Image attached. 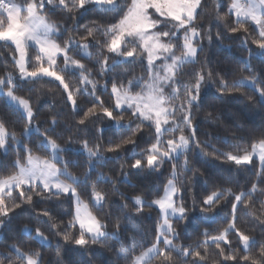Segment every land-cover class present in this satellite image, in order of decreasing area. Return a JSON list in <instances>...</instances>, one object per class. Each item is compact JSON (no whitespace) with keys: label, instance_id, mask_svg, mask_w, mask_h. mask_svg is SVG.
I'll use <instances>...</instances> for the list:
<instances>
[{"label":"snow or ice","instance_id":"6c2138e0","mask_svg":"<svg viewBox=\"0 0 264 264\" xmlns=\"http://www.w3.org/2000/svg\"><path fill=\"white\" fill-rule=\"evenodd\" d=\"M213 3L214 15L205 28L203 24L197 23L205 14V0H0V47L12 50L13 67L18 72V76L12 72L0 75V97L5 98L8 106L20 113V119L24 121L21 135L30 138L36 133L38 136V143L34 142L29 147L18 139L14 130H9L4 120H0V153L8 156L14 150L16 154V159L10 165L0 164V167L10 166L14 169L0 176V231L7 228L18 209L23 211L25 206L35 207L34 196L64 197L70 209L67 215L71 217L66 223L60 221L66 230L63 234L65 242L85 247L90 242L99 243L109 236L119 241V218L114 226L116 231L109 233L107 225L92 210L102 209L108 202L107 197L97 191L94 184L91 185L90 208L89 203L81 199V191H78L82 186L80 178L68 170L75 162L61 155L78 151L86 154L89 161H104L101 142L105 129L100 127L96 130L98 135L95 136L94 146H90L87 138L77 140L71 137L63 145L58 144L49 135L55 132V117L50 122V128L41 132L39 126L33 124L35 112L30 98L16 94L28 82L39 83L47 78L48 82H58L57 86L66 94L65 100L73 115L82 110L77 101L78 96L87 94L92 97V107L83 111L77 124L84 126V129L96 122L103 124L106 121L112 125L122 139L119 143L108 140V152H119L124 145H131L134 151L139 147L145 128L148 129L149 135L145 137L148 146L136 152L130 162L125 161L129 163L130 169L159 172L165 162L172 165L162 195L151 201L141 196L125 197L133 201L136 214L142 213L144 207H155L160 215L155 227V242L150 247H142L135 236L127 237L131 241L130 247H125L123 241H119L121 252L118 256L125 260V264H151L156 257L162 258V264H171L173 252L184 257L185 264H207L206 248L209 246L218 250L213 264H264V238L258 239L252 235L254 229L243 231L237 227L240 206L246 209L254 207V194L259 192L264 196V188L254 183L247 191L238 193L232 188L218 189L204 196L199 204L193 196L188 206L184 203V184H178L179 158L184 157L182 168L186 171L191 164L189 156L197 149L203 152L204 147L208 146L207 141L197 139V129L193 124L194 109L199 107L201 89L214 76L211 69L206 70V61L200 63L204 42L207 41L208 45L214 40L222 43L227 32L248 33L251 27L256 34L252 42L260 50L256 55L264 58V0H230L223 15L221 13L225 5L222 0H213ZM57 13L73 20L71 31L78 29V20L86 14L100 18L111 16L112 22L103 24L93 20V26L87 28L79 39L73 36L64 39L69 28L49 18V14ZM221 28L225 32L222 33L219 30ZM246 45L247 38L242 42V46ZM94 47L100 49L95 62L99 65L100 77L105 81L103 85L91 78L90 69L81 59L75 58V55H80L91 60L93 54L89 49ZM30 49L36 52L34 59L29 54ZM249 54L251 56V49ZM136 60L141 63L146 61L148 78L142 84V78L125 80L116 71L122 63ZM245 63L246 67H250V61ZM197 64H200L199 69L195 68ZM188 65L193 68L186 73ZM66 74L77 75L83 87L70 89ZM184 75L190 76L187 82L183 80ZM217 83L221 94L231 95L242 87H249L258 94L259 102L264 104V87L258 86L260 79L256 75L244 77L231 85L220 77ZM109 84L112 103L106 104L97 92L100 88L107 91ZM137 85H140L141 90L134 92ZM125 113H128L127 120ZM209 116L212 114L209 113ZM132 124L136 125L135 128H132ZM125 131H130L131 135L123 136ZM75 144H79V148L74 150ZM33 149L45 155H36ZM212 154L217 159L223 158L235 165L255 166L258 163V175L264 177V131L253 139L250 148L239 150L236 154L214 148ZM89 167L94 168L95 164L90 163ZM121 175L126 177L128 173L122 168ZM90 179V174L86 173L83 181L85 189ZM261 182L264 183V180ZM226 197L232 198L226 201L231 205L226 226L217 229L215 235L209 228L199 233L204 237L201 242L205 248L203 254L190 245L174 244L179 232L173 220L183 221L187 227L188 223L193 222L195 214L199 213L210 225L215 221L209 214L215 215L224 207L220 201ZM259 203L261 215L256 218L264 223V200ZM41 214L51 218L47 208L38 213ZM245 215L251 216L253 213L246 212ZM51 227L56 228L57 225L52 224ZM32 231L27 226L21 229L24 234H31ZM34 232L33 239L40 242L47 240L40 228H35ZM230 237H235L238 247H233ZM261 237H264V231ZM138 248L140 250L137 253ZM255 248H258L257 252H253ZM8 249L15 254L19 264H43L39 252H22L16 244L8 245ZM0 257V264H15L11 255L0 253Z\"/></svg>","mask_w":264,"mask_h":264},{"label":"trees","instance_id":"16d2710c","mask_svg":"<svg viewBox=\"0 0 264 264\" xmlns=\"http://www.w3.org/2000/svg\"><path fill=\"white\" fill-rule=\"evenodd\" d=\"M20 2V0H17ZM225 5L222 10V15L227 11V5L230 0H222ZM205 14L202 15L197 23L203 24L205 28L208 26V21L214 15L213 0H205ZM49 18L58 24L67 26L69 32L64 34V39L68 36H73L79 39L85 34L87 28L92 27V21L97 20L99 23L107 24L112 22L111 16L97 17L93 15H85L78 20V29L71 31L73 20L67 15L49 14ZM234 17L232 18L234 22ZM227 21V17L225 18ZM222 33L225 29H219ZM215 32L216 29H213ZM99 36V34H97ZM247 38V45L242 46V42ZM256 38V34L249 27L248 33L227 32L223 37L222 43L214 40L211 45L207 41L204 42V51L200 54V63H205L206 70L211 69L214 73L212 79L208 80L201 89V98L199 107L194 109L195 119L193 124L197 129V139L201 142L207 141L208 146L204 147L203 152L199 149L195 150L189 156L191 164L188 170H183L184 157L179 158L177 169L179 172V183H183L186 189L184 193V203L188 206L192 203V198L195 196L197 204L200 200L213 191L224 188H232L234 192L247 191L252 184H258V187L264 188V177L259 176L258 163L253 165H235L227 162L223 158L217 159L214 156L213 149H219L221 152H233L236 154L239 150L250 148L253 139L264 131V104L259 102L258 94L249 87H242L239 92L233 94H221L217 83L220 77L225 78L229 84L240 80L244 77L256 75L260 79L258 86L264 87V58L258 57L256 53L260 50L252 41ZM251 49V56L249 54ZM92 59H84L80 55H75L76 59H81L88 69L91 71V78L98 80L101 85L104 84V79L99 75V65L95 62L98 58L100 49L98 47L90 48ZM29 54L35 57L34 49L29 50ZM107 54V53H105ZM247 61H250V67H246ZM145 64L140 60L133 63H122L116 71L121 74V77L126 79L142 78L141 84L147 80L145 72ZM7 65V67H5ZM200 64L195 65L199 69ZM193 68L188 65L185 72H189ZM6 72L17 74V70L13 67L12 50L6 47H0V75ZM218 74V75H217ZM190 79L189 75H184L183 80L187 82ZM66 82L69 83L70 89L83 87L77 78V75L66 74ZM58 82H48V79L39 83L28 82L26 85L17 90V95L25 98H30L32 108L35 112V121L37 122L41 132L50 128V122L55 117L57 124L54 133H49L52 139H55L58 144L63 145L70 137L73 139L87 138L90 140V146L96 143L95 136L98 135L96 130L100 127L105 129V135L102 143V150L105 160L99 163L89 161L86 154H81L78 151H73L70 155L65 154L66 159H71L75 163L69 167V170L80 178L82 186L78 188L81 191L82 199L90 204L89 195L91 193V185L96 186V190L100 191L107 197V203L103 208L97 210L92 208L93 212L107 225V231L112 233L116 231L115 223L117 218L121 223L119 229V241H123L125 247L131 246V241L127 239L129 236H135L137 242L144 248L155 242V227L160 220L159 210L155 207H144L142 213L136 214L133 201L125 199V197L141 196L143 199L151 201L158 195H162L164 185L170 178L171 163L165 162L159 172L135 171L130 169L129 163L136 152H141L148 144L145 137L149 135L148 129L145 128L144 135L140 137L139 147L134 151L131 150V145H124L119 152H108V140L113 143H119L122 139L120 134L115 132V129L108 122L101 124H89L86 129L84 126H79L77 121L82 117L83 111L92 107V97L83 94L77 97L81 111L73 115L70 106L66 103L65 93L57 86ZM90 88V86H89ZM31 89V90H30ZM111 85H108V90L100 88L97 95L105 101L106 104H111L110 97ZM140 85H137L133 91H140ZM99 111V109H97ZM209 113L212 116H209ZM125 119H128V113H125ZM0 120H4L10 131H15L17 136L22 137V141L29 147L33 143H38V136L33 133L30 138H25L21 135L24 121L20 119V113L14 111L13 107H9L5 98L0 97ZM132 124V128H135ZM84 129V130H82ZM235 134V135H234ZM130 131H125L123 136H130ZM167 138V137H165ZM203 146V145H202ZM15 148V146H13ZM79 147V144L73 145L74 150ZM34 152H37L33 149ZM45 154L43 152H38ZM242 154V153H241ZM135 158H139L136 156ZM16 159L15 151L9 152L8 156L0 153V164L10 165ZM90 163H94L95 167L90 168ZM128 173L126 177L121 175V169ZM14 171L10 166L7 168L0 167V176H4ZM88 173L91 179L87 181V187L83 186L85 174ZM101 173L103 174L101 176ZM255 206L244 208L240 206L238 215L240 222L237 227L243 231L254 229L251 233L258 239L261 237V232L264 231V223H261L259 217L261 215L260 200H264L259 192L254 194ZM231 197L221 199L220 204L225 205L219 211L209 214L214 220V223L205 222L199 213L195 214L193 222L188 223L187 227L184 222L173 220L176 231L179 232L178 238L174 240L176 246H191L192 249L205 251L202 241L204 237L199 233L205 228L213 235L217 229H222L226 226L229 219L231 205L226 201L231 200ZM35 207L25 206L23 211L17 210L13 216L11 223L4 230L0 231V253L12 256L15 264V254L10 252L8 245L16 244L22 251L28 253L39 252L43 257V264H125V260L118 256L121 252L120 242L109 236L99 243H89L85 247L77 246L73 243L65 242L63 234L66 231L64 225L71 218L67 215L69 204L64 197H36L34 196ZM125 205H127L125 207ZM49 209L51 218L45 217L42 214L38 215L42 209ZM246 212H251L253 215H245ZM56 224V228L51 225ZM25 226L33 229L31 234H24L21 229ZM40 228L42 232L50 239L48 243L40 242L33 239L35 236L34 229ZM72 231H75L74 229ZM60 233L59 235L57 233ZM78 234V233H77ZM233 241V247H238L235 242V237H230ZM59 250V256L57 251ZM137 249V253L139 252ZM218 250L214 246L206 248L208 262L213 264L216 259L215 253ZM258 248L253 249L257 252ZM2 258V257H0ZM190 259V258H189ZM7 264V262H5ZM151 264H162V258L156 257ZM171 264H185V258L172 253Z\"/></svg>","mask_w":264,"mask_h":264},{"label":"rangeland","instance_id":"374dc122","mask_svg":"<svg viewBox=\"0 0 264 264\" xmlns=\"http://www.w3.org/2000/svg\"><path fill=\"white\" fill-rule=\"evenodd\" d=\"M18 2V1H17ZM52 20V19H51ZM53 21V20H52ZM177 54H179V52L177 53ZM157 63H159V62H157ZM14 76H18V72H17V74H14ZM34 111V110H33ZM33 124H35V125H37L38 126V124H37V122L35 121V120H33ZM18 137V139H20V140H22V137H20V136H17ZM24 143V142H23ZM25 144V143H24ZM79 147H77V149H78ZM34 154H36V155H45V154H42V153H38V152H34ZM61 155L66 159V157H65V155H64V153H61ZM69 170V169H68ZM70 171V170H69ZM71 172V171H70ZM72 173V172H71ZM73 174V173H72ZM74 175V174H73ZM74 176H76V177H78L77 175H74ZM61 179H65L64 177H61ZM67 182H70V181H67ZM98 191V190H97ZM162 194H163V192H162ZM81 199H82V197H81ZM83 200V199H82ZM85 201V200H84ZM86 202V201H85ZM86 203H88V202H86ZM89 207H90V204H89ZM91 208V207H90ZM94 213V212H93ZM95 214V213H94ZM96 215V214H95ZM172 223H173V221H172ZM46 236V235H45ZM47 237V236H46ZM49 238L47 237V240L46 241H43L44 243H48L49 242ZM151 245H149V246H147V247H150ZM146 247V248H147ZM21 250V249H20ZM22 251V250H21ZM22 252H26V251H22ZM26 253H28V252H26Z\"/></svg>","mask_w":264,"mask_h":264}]
</instances>
